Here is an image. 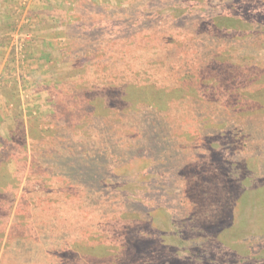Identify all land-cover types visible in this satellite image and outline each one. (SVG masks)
Listing matches in <instances>:
<instances>
[{
  "label": "rangeland",
  "instance_id": "1",
  "mask_svg": "<svg viewBox=\"0 0 264 264\" xmlns=\"http://www.w3.org/2000/svg\"><path fill=\"white\" fill-rule=\"evenodd\" d=\"M0 264H264V0H0Z\"/></svg>",
  "mask_w": 264,
  "mask_h": 264
}]
</instances>
